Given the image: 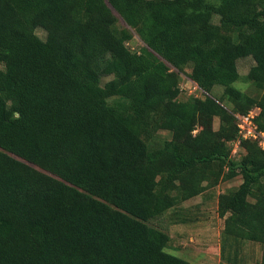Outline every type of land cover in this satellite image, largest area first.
<instances>
[{
  "label": "trees",
  "instance_id": "trees-1",
  "mask_svg": "<svg viewBox=\"0 0 264 264\" xmlns=\"http://www.w3.org/2000/svg\"><path fill=\"white\" fill-rule=\"evenodd\" d=\"M244 57L259 94L233 87ZM172 67L223 94L180 100ZM255 107L264 132V0H0V264H191L148 222L238 175L219 264L244 242L264 264V149L230 145Z\"/></svg>",
  "mask_w": 264,
  "mask_h": 264
},
{
  "label": "rangeland",
  "instance_id": "rangeland-1",
  "mask_svg": "<svg viewBox=\"0 0 264 264\" xmlns=\"http://www.w3.org/2000/svg\"><path fill=\"white\" fill-rule=\"evenodd\" d=\"M107 1V0H106ZM217 19V16H214ZM121 23V20L119 21ZM36 34L40 38H44L45 33L42 29H36ZM128 47L136 51L143 43L136 34L127 42ZM254 61L251 57L240 58L236 61V67L240 78L233 83V87L246 92L250 95L259 94L256 88L246 79L249 74L251 66ZM179 72V86L181 93L180 100H186L193 97L203 98L206 94L220 98L223 94V88L215 86L211 93L204 92L196 83H194L187 75L190 68L186 67L183 72L175 68H171ZM107 79V78H106ZM226 100V99H225ZM223 103H226V101ZM230 105V104H228ZM230 107V106H229ZM219 126V118L215 117L213 120V129L216 130ZM200 128L198 124L193 130V134ZM170 132L158 131V139L170 138ZM237 138V137H236ZM236 140V139H235ZM257 142V141H256ZM231 156L236 161L241 159L244 152L238 146L237 152H233V145L231 144ZM241 182V176H235L231 179L220 178L216 185H208L203 182V189H195L191 186V197L185 199L174 207L169 208L162 216L150 220L149 225L165 231L170 240L167 244L166 251L188 260L191 264H219L223 259L220 255V247L222 244V231L224 227V218L217 214V198L220 193H227ZM182 188L187 187L186 183H180ZM174 194H179L175 191ZM233 246L225 245V256L233 254ZM236 262L237 264H258L261 256V246L255 242H244L237 250Z\"/></svg>",
  "mask_w": 264,
  "mask_h": 264
},
{
  "label": "built area",
  "instance_id": "built-area-1",
  "mask_svg": "<svg viewBox=\"0 0 264 264\" xmlns=\"http://www.w3.org/2000/svg\"><path fill=\"white\" fill-rule=\"evenodd\" d=\"M259 112V108H251L244 114H235L236 126H237V138L232 141L233 152H237L236 148L240 146L241 140H256L258 145L264 149V132L258 130L255 117Z\"/></svg>",
  "mask_w": 264,
  "mask_h": 264
}]
</instances>
